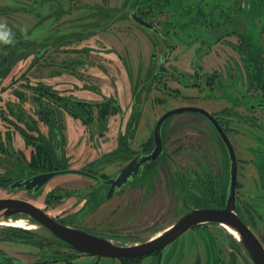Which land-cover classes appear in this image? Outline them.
<instances>
[{"label": "rangeland", "instance_id": "rangeland-1", "mask_svg": "<svg viewBox=\"0 0 264 264\" xmlns=\"http://www.w3.org/2000/svg\"><path fill=\"white\" fill-rule=\"evenodd\" d=\"M133 1L0 0V55L11 44L17 50L13 61L21 58L7 79L0 81V199L30 201L58 221L106 232L120 246L146 242L176 224L189 209L195 208L193 198L188 196L200 194L198 188L202 187L200 181L205 176H211L220 194L226 192L229 162L212 127L203 118L185 113L172 119V128L167 129V148L172 156L170 174L161 163L147 182L129 185L124 194L115 196L94 213L77 217L76 198L62 202L73 191L94 184L85 176H57L40 194L31 197L23 191H10L9 175L22 177L25 170L37 175L55 168L113 174L118 167L114 163L117 160L113 154L105 153L114 147L120 130L121 134H127L131 122L135 121L134 139L141 143L167 111L188 105H201L217 113L222 109L233 110L232 117L225 121L231 123L232 140L240 159V202L247 186L258 182L253 163L264 175V149L254 141L258 135L264 140V108L250 110L264 103V15L252 8L254 3L264 0H201L202 3L187 0L189 7H182L183 10L178 8V3L159 0L164 9L160 7L156 11H164L158 17L171 20L167 25L169 46L134 23L129 25L123 20L111 25L110 21L101 20L117 17L124 3ZM168 5L176 8H167ZM200 5L203 15L205 11L213 13L214 17L205 16L208 20L214 19L215 26L236 23L244 24L243 29L237 28L234 33L217 32L218 35L209 38L203 26V37L195 41L198 36L194 31L183 34L180 25H173L172 21L180 17L193 21L197 13L193 8ZM121 17L125 19L127 15ZM98 28L104 30L97 31ZM71 37L81 43L71 42ZM56 39L59 46L53 48ZM45 47L49 49L38 60L36 53ZM153 53L169 58L170 71L176 68L193 75L200 65L205 72L215 73L218 80L211 89H204L203 94L207 98L208 94L222 93L223 97L215 101L197 100L194 97L197 91L185 88L179 83V77L167 75L159 76L152 86L141 89L155 72V68L150 69ZM79 60L83 64L72 66L71 61ZM96 87L113 101H116L117 87L125 117L110 112L107 122L92 121L78 108L64 109L56 105L55 94L93 98ZM135 97L137 105L132 102ZM89 113L96 119L99 111L94 109ZM247 114L260 121L252 122L257 127L244 125L243 116ZM259 125L262 127L258 128ZM59 137L60 164L54 155ZM180 177L186 181L189 206L184 205ZM54 189L57 190L52 192ZM249 202L256 209L255 218L250 219L244 213V220L264 239V200L250 197ZM23 220L24 227L29 229L0 224V261L9 264H253L239 238L219 224L196 226L151 256L121 260L79 255L41 225ZM15 229L30 234L14 233Z\"/></svg>", "mask_w": 264, "mask_h": 264}, {"label": "flooded vegetation", "instance_id": "flooded-vegetation-1", "mask_svg": "<svg viewBox=\"0 0 264 264\" xmlns=\"http://www.w3.org/2000/svg\"><path fill=\"white\" fill-rule=\"evenodd\" d=\"M169 6V5H168ZM160 7H162V9L164 8V5L160 2L157 1H143V0H134L133 2H129V3H124V7L122 8L123 11L120 12L118 14L117 17L110 19V17H104L101 20L103 21H110V24L113 25L116 22H122L123 20L129 22L128 24H132L134 23L136 26H138L139 28L145 30V31H149L151 33H153L155 36H157L159 39H162L163 41L167 42V45L169 46V35H170V28L167 27V25H170L171 20L170 19H163L158 17V13L161 14L163 13L164 10H162V12H157L156 10H161ZM124 14L127 15V17L125 19H123L121 16H123ZM136 14L138 17L142 18L143 20H145L146 22H148L150 25L153 26V29H148L144 26H142L140 23H138L133 17L132 15ZM184 21V20H182ZM173 25H175V21H172ZM109 24V25H110ZM166 28V29H165ZM104 29L102 28H98L97 31H103ZM14 34V33H13ZM87 36V35H86ZM172 36V35H171ZM72 39L70 40L71 42H75L77 41V43H81L78 40H75L73 37H71ZM59 39H56L54 41L53 44V48L58 47L59 46ZM20 46V45H19ZM7 49L6 53H1L0 55V71H8L7 77L12 73L14 67L16 66L17 62L20 61L21 58H17L15 61L14 58L16 56L17 50H13V45L8 44L5 47ZM44 49V50H43ZM40 53H36L38 60L43 59V56L45 54V52L49 49V47H45L43 48ZM75 50V49H74ZM58 52V50H56ZM168 51L170 52V48H168ZM59 53H56V55H58ZM167 54H169L167 52ZM12 55H15L12 58ZM152 59V63L150 66L151 70H154L155 68V72L152 75V77L148 80H146L142 85H141V89L143 88H148L150 86H152L155 82V80L162 75H167L169 77H179V83H181L185 88L187 89H193L195 91H197V95H195L194 97L197 98V100H202L203 98L208 99L209 101H215L223 97L224 94H219V95H209L206 98V95H204L203 90L204 89H211L214 86L215 83V79H213V77L216 75L215 73H207L203 70V67L200 65L196 66V69L193 73V75L191 74H186L183 73L182 71H179L178 69H173V71H170L167 67V60L169 59L168 57H157V55L155 53L152 54L151 56ZM72 66H80V63L83 64L82 62L79 61H71ZM164 63L166 68L170 71V74H159L158 70L160 68V65ZM156 66V67H155ZM7 77L1 78V80L3 79H7ZM191 80V83H188V80ZM0 80V81H1ZM204 82V84H203ZM227 90V89H226ZM96 94V97L93 98H79V97H74V96H69V97H63L61 95L55 94L54 95V99L56 102V105H67L68 107L74 109V108H78L80 109V111L82 112H86L83 115H85L87 118V120H97V121H102V122H107V118L112 115L111 113L115 111V113H119L120 116L125 117V113L121 107V100L119 97V91H117V87L115 88V93L114 96L116 97V101L111 100L110 98H108V96L105 95V93H103L102 89L100 88H95L93 91ZM98 96V98H97ZM100 97V98H99ZM209 97V98H208ZM223 100V98H222ZM226 101H229V98L224 99ZM133 105H137V98H133L132 100ZM232 105H237L234 104V102H232ZM260 105H264V103H259V107L256 106L254 108L250 107V110H254L256 108H260ZM109 107L110 110L108 111V113H104L106 110V107ZM189 106V105H188ZM197 107L203 108L205 110H207L208 112H210L220 123L221 127L223 128V130L225 131V133L227 134L228 138L230 139V141L232 142L233 146H234V142L232 140V129L230 128L231 123L229 121H225V120H229V116L230 118L232 117L231 113L233 112V110L231 109H225V110H221V112L217 113L211 109H209L208 107H203L201 105H197ZM140 108H142V105H140ZM179 108V107H177ZM262 108H264V106H262ZM94 109H98L99 113L97 114V118L95 119L93 117V115H91L89 112L91 110ZM176 109V108H173ZM171 109V110H173ZM169 110V111H171ZM230 111V113H229ZM111 112V113H110ZM134 112V111H133ZM168 112V111H167ZM166 112V113H167ZM229 113V114H228ZM182 115V114H180ZM198 117L203 118L211 127L212 130L214 132V136L216 137L217 141H219L220 145L223 147L224 152L226 151L225 145L223 144L222 140L220 139L217 131L215 130V128L213 127V125L210 123L209 120H207L204 116L202 115H198L196 114ZM132 116H135V113L132 114ZM178 116V115H177ZM251 115V114H247L243 116V121H244V125L251 128L253 126L257 125L253 124V123H260V121H257L256 119H254L255 117ZM176 117L173 116L170 119H168L166 121V123L164 124L163 127V142H164V152L161 155V157L158 159L157 162H147L146 164H144L141 167L140 170V174L134 179L132 180L126 187H125V191L124 192H117L114 194V196L108 200V194L109 191L111 189V185L107 184L106 182L116 178L118 173L125 167L127 166L131 161H133L135 158H139V160L144 159L146 156L150 155L152 153V151L154 150L155 147V142H154V130L153 132L147 136L146 138H142L141 143H136L135 139H134V127L136 126V122H131V127H129L127 134H121L122 130L119 131V135L118 138L116 140V143L114 145L113 148H111L112 150L105 153L107 155H109V153L112 155H114L115 160H117L115 165H118V167L115 169L116 171L113 174H107L106 172H102L100 175H97L95 173H92L90 171H87L97 177H99V179L96 178H91V177H86L87 179L91 180L92 182H94V184L89 185L88 187L78 190V191H73L72 194L70 195H66L65 198L62 199V202L69 200L73 197L76 198L74 205L78 206V212H77V217L80 215H82V213L84 215L88 214V213H94L96 210H98L103 204H106L107 202L111 201L112 199H114L115 196L120 195V194H124L126 192V189L129 185H134L137 182L140 184H144V182H147L149 180V177H151V174H153L156 171V168L163 163V165L165 166V169L167 170V172H169L170 174V164L172 161V156L169 153V150L167 148V140H168V128H172L171 121L172 119ZM134 120V119H133ZM255 121V122H254ZM253 122V123H252ZM253 124V126H252ZM262 127V125H259V127ZM155 128V127H154ZM165 129L167 131V133L165 132ZM259 132V131H257ZM213 133H211L210 135H212ZM213 136V135H212ZM211 136V137H212ZM261 135L255 136L254 137V141L256 142V144L259 146L260 149H264V140H261ZM249 139V137H246ZM133 143V145L138 148V150H133L130 146V143ZM235 149V146H234ZM256 150V149H255ZM254 150V151H255ZM236 151V149H235ZM250 152V151H249ZM237 154V152H236ZM225 156H226V152H225ZM238 157V156H237ZM261 158V157H260ZM205 159V158H203ZM226 160L229 162V158H227L226 156ZM239 163H240V159L238 158V189H237V210L238 208H243V211L245 213H248L249 218L250 219H254L255 215V208L250 204L249 202V198L252 197V199H263L264 200V193L260 194V191L264 189V175L261 172V168L260 167H256L255 163H253L255 170L259 176L258 178V182L255 184H250L248 185V189L247 192H244L245 194L243 195L244 197L242 198V202H240L241 196H240V188H241V184L239 182ZM229 164V169H230V162ZM202 166H200L201 168ZM204 169V168H203ZM40 174V173H39ZM35 175H30L29 172L25 171L23 173L22 177H18L16 175H9L8 180H9V184H8V189L10 191H23L25 193H27L28 195H31V197H35L38 194H40L46 187L47 184L44 189H42L39 193L37 194H33L32 191H28L24 188H20V189H14L11 190V186L19 181H23V180H27L30 179L32 177H34ZM145 186V185H144ZM256 186V187H254ZM228 187V186H227ZM251 187H254V191H251ZM57 189H54L52 192L56 191ZM251 191V193H250ZM259 192V193H258ZM27 201V200H26ZM30 202V201H29ZM32 203V202H31ZM38 207V206H37ZM253 216V217H252ZM23 215H16L11 217L9 220H13V221H17V220H23ZM73 217H76V213L75 215H73ZM248 217V216H247ZM32 221V220H30ZM247 224V223H246ZM248 225V224H247ZM13 226V225H10ZM71 227L80 229V230H84L87 231L90 234L96 235V236H100V237H106L109 239H112L113 237H111L112 235L106 233V232H98V231H91V230H85L81 227H77V226H73V225H69ZM249 226V225H248ZM17 227V226H15ZM224 227V226H223ZM252 229V226H249ZM18 228H26L29 229L30 227H18ZM225 228V227H224ZM233 237L234 234H232L227 228H225ZM253 230V229H252ZM254 231V230H253ZM254 233L256 234V232L254 231ZM257 235V234H256ZM258 236V235H257ZM259 239L261 240V242L264 245V239L261 238V236H258ZM55 238V237H54ZM236 238V237H235ZM57 239V238H56ZM237 239V238H236ZM58 241H60L59 239H57ZM240 240V239H237ZM70 247V246H69ZM71 248V247H70ZM72 249V248H71ZM75 251V250H74ZM77 252V251H76ZM79 255L82 256H89V255H84L78 252ZM33 264H39V263H33Z\"/></svg>", "mask_w": 264, "mask_h": 264}, {"label": "water", "instance_id": "water-1", "mask_svg": "<svg viewBox=\"0 0 264 264\" xmlns=\"http://www.w3.org/2000/svg\"><path fill=\"white\" fill-rule=\"evenodd\" d=\"M132 17L142 26L153 29L148 22L133 14ZM159 74H170V71L162 63L158 70ZM261 107L264 105H260ZM254 108V107H253ZM192 113L204 116L213 125L220 139L225 145L229 162V181L227 199L224 208H196L185 214L179 221L150 240L131 246H120L114 244L109 238L100 237L65 224L48 215L44 210L33 203L15 198L0 199V219L9 220L16 215H23V219L32 220L38 225L47 229L55 238L70 246L73 250L84 254L107 259L137 260L151 256L173 244L182 235L192 228L205 224H219L228 226L238 232L240 242L243 244L253 264H264V245L254 231L243 221L237 213V189H238V157L234 146L227 134L221 127L218 120L207 110L197 106H182L165 113L156 123L154 128L155 147L152 153L144 159L135 158L125 166L117 175L107 181L111 185L107 199L110 200L115 193L124 192L125 187L139 174L141 167L147 162H157L164 152L163 127L168 119L180 114ZM43 113L41 112V115ZM57 132V131H55ZM58 133V132H57ZM133 150H138L133 143H130ZM58 160L62 159L61 138L56 144ZM64 174H78L85 177L99 179V177L84 170H55L43 172L34 177L19 181L11 186V190L24 188L39 193L55 177Z\"/></svg>", "mask_w": 264, "mask_h": 264}, {"label": "trees", "instance_id": "trees-1", "mask_svg": "<svg viewBox=\"0 0 264 264\" xmlns=\"http://www.w3.org/2000/svg\"><path fill=\"white\" fill-rule=\"evenodd\" d=\"M143 1H145V2L148 1L149 2V1H159V0H143ZM166 1H169V0H166ZM170 1H169L170 4L178 3L179 4L178 8H180V9H182V7H183V9H185L186 7H189L188 3H186L187 0H180L179 2L177 0H170ZM194 1H195V3H202L201 0H194ZM170 7H172V6H170ZM170 7L168 6L167 8H170ZM247 7L249 8V6H247ZM172 8H176V7L173 6ZM252 8L253 9L257 8L259 10V14L260 15H264V1H261V2H258V3H254ZM193 9H194L195 12H197L195 17H194V19H193V21L190 20V19L184 18V17H180L179 20L175 21V25H180L181 28H179V29L183 30V34L184 33L185 34H187V33L190 34V33H193V31H194V35H196V37L198 36L197 37L198 39H196L194 37L195 41H199L203 37V35H204L203 26L204 27L206 26L205 32L209 35V38H213L215 35H218L219 33H217V32H222L221 34H224V32H226V31H227V33H229V32L234 33V32L238 31L237 28L243 29V27H244V24H243V26H240L239 24H236V23H234V24L233 23H231V24L228 23L227 26H223V27L222 26H215L216 22H214V19L208 20V18H207V16H210V15H211V17L212 16L214 17L213 13H207V11H205L204 15H203V10H202L201 5L200 6H196ZM248 10L250 12V8ZM249 12H247V13H249ZM205 14L207 16H205ZM243 15H244V17L246 16L245 13ZM203 18L206 19V22H203ZM182 20H184V21H182ZM187 37H190V36L187 35ZM201 42H202V40H201ZM13 47L16 48V46H13ZM13 50H15V49H13ZM250 54H251V56H250V61H251V57H253V53L251 52ZM14 56L15 55H12V58ZM257 59L258 58H255V60H257ZM251 62H253V61H251ZM7 74H8L7 70L6 71H0V80H1V78L7 77ZM217 77H218V75H215L213 77V79L218 80ZM259 80L261 81L260 78H259ZM61 107L64 108V109L68 108L67 105H61ZM109 110H110V108L107 106L104 113L105 114L108 113ZM113 113H115V111ZM225 152H226V156L228 158L227 151H225ZM54 155H55L56 162L58 164H60L61 161L58 160L57 153H56V148L54 150ZM59 169L60 168H55L53 171L59 170ZM25 171L29 172L28 170H25ZM45 172H50V171H45ZM41 173H43V172H41ZM206 173L209 175V173L207 171H206ZM207 177L205 176L204 181L203 180L200 181L202 183V187L198 188V191H199L200 194L199 195L198 194H189V196H188V197L193 198V200L191 202L195 206L194 209H196V208H224L225 204H226V199H227V190H226L225 193L220 194L218 192V188L216 186L215 181L211 178V176H207ZM180 179L183 182L181 191H182V196H183L182 198L184 199V203H185L184 205L185 206H189V202H188V199H187V196H186V193H187L186 181H185V179L183 177H180ZM228 181H229V179H228ZM197 184H199V183H197ZM227 189H228V187H227ZM194 198L196 200H194ZM192 210H193V208L189 209V211H192ZM237 213L239 214V216L245 222V220H244V217H245L244 213L245 212L243 211V208H241V207L238 208ZM59 222L69 226V224H67L65 221L64 222L59 221ZM13 232L14 233H20V234H25V235L30 234L29 231H25L23 229H19V230L15 229V230H13ZM22 238H25V237H22ZM60 242H62V241H60ZM62 243H64V242H62ZM241 245H243V244L241 243ZM121 260H124V259H121ZM0 264H9V263L0 261Z\"/></svg>", "mask_w": 264, "mask_h": 264}, {"label": "bare ground", "instance_id": "bare-ground-1", "mask_svg": "<svg viewBox=\"0 0 264 264\" xmlns=\"http://www.w3.org/2000/svg\"><path fill=\"white\" fill-rule=\"evenodd\" d=\"M0 224H7V225H13V226H17V227H24L26 225V221L25 220H17V221H13V220H2L0 219ZM225 228H227L231 233H234L235 236H237L240 239V235L238 234V232H236L235 230L231 229L228 226H224Z\"/></svg>", "mask_w": 264, "mask_h": 264}]
</instances>
